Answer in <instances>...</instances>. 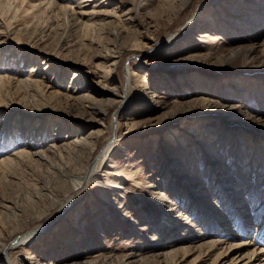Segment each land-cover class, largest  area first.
<instances>
[{
  "label": "rangeland",
  "instance_id": "rangeland-1",
  "mask_svg": "<svg viewBox=\"0 0 264 264\" xmlns=\"http://www.w3.org/2000/svg\"><path fill=\"white\" fill-rule=\"evenodd\" d=\"M40 1L44 0H0V22L4 20L8 30L0 39V68H5L3 72L10 69L11 76L18 75V69L22 70L18 75L22 79H26L34 68L33 78L48 83L51 80L61 82L56 87L60 91H66L75 83L79 87L77 95L89 93V104L108 109L99 117L88 114V106L71 110L63 98L56 100L58 97L54 98L53 107H31L23 104L29 97L26 88L6 81L0 84L4 97L13 98L11 104L15 108L8 119L6 109L0 112V124L9 122L13 130L11 135L15 136L9 152L25 144L31 135V126L39 128L33 132L39 147L45 144L47 149L54 140L58 144H72L67 151L52 153V164L26 161L13 167H0V264H10L1 252L4 241H8L4 249L8 251L10 245L15 244L10 251L30 264L75 261L76 264H155L136 260L140 254L147 253L150 245L163 244L159 246L160 250L153 251L156 253L181 246L170 238L168 230L172 235L183 237L203 226L199 212L192 214L182 204L183 200L187 203L186 196L180 197L179 194L176 197L167 192V201L156 196L159 191H166L162 186L172 183L174 188L184 187L181 190L195 194L197 200L215 206L218 199L212 196L219 190L203 191L199 187L202 181L204 188H208L215 169H238L241 162L245 168L241 173L246 194L251 190L255 172H262V166L258 168L259 165L254 164L249 170V164L254 162L257 153L251 144L260 143V139L264 141V31L257 34L250 31L252 27L264 29V19L262 26L256 24L254 19L258 14L252 12L253 7H259L258 13L264 15V0H142V4H146L135 5V12L126 16L129 21L125 17L118 18L119 14L115 15L117 18L109 17L108 21L107 16L92 18L77 12L71 25L64 10L56 8L40 12L32 7L31 2ZM47 1L44 2L47 4ZM69 1H59L57 6L68 7L69 3L81 12V7L76 4H81L82 0ZM138 1L107 0L104 8L124 13ZM46 6H42L43 9ZM236 12L247 17L250 23L240 22L234 27L235 22L229 19H233ZM208 29L220 38L214 44L212 39L201 41L200 33ZM137 44H140V50H137ZM233 46L241 49L254 47L257 55L249 61L216 56L228 53ZM207 48L214 54L207 55ZM27 49L32 57L23 56ZM47 54L52 63L45 70ZM113 61H117L116 66H112ZM111 67L115 70L110 73ZM128 67L129 73H138L137 79L143 80L146 72L147 81L144 83L147 86L142 82L135 85L129 92L128 104L123 107L119 95H116L119 91L113 93L110 89L127 85L125 74ZM77 71L81 75L75 78ZM96 71L105 75V80L100 79ZM192 76H198V80L191 81ZM163 86L162 91H171L182 107L170 112L160 108L156 101L162 97L153 95V92L159 94V88ZM109 100L114 103L109 104ZM185 108L188 110L183 112ZM42 110L43 116H39ZM120 112V124L115 125L119 128V139L98 170L97 177L89 182L81 196L77 195L71 201L69 207L54 204L57 197L62 199L70 193L72 176L87 172L90 162L95 164L98 161L102 149L112 138V119L116 121L114 115L118 116ZM20 117L24 123L28 118L34 119L33 123H26L22 136L14 128ZM189 123L194 126L189 128ZM7 130L5 134L11 136L10 129ZM173 130L179 137L186 136L188 146L182 148L178 138L170 137ZM91 132L96 142L94 150L89 154L75 152L79 144L74 140H85ZM221 133L220 141L212 138V135ZM207 136L212 138L217 152L224 154L219 160L214 158L216 154L211 156L215 160L211 161L209 168L213 173H203L201 181L195 185L200 180L203 166L209 171L211 164L207 162L208 158L204 163V154L200 158L198 153L200 149L212 152L210 147H204V143L210 140ZM3 137L0 136V143L4 142ZM233 141L242 150L241 159L235 165ZM180 149L184 154L189 150V156H183ZM188 171L193 176L187 179ZM205 178H209L207 183ZM8 201L13 204L9 203L8 209L3 208ZM156 206H163L161 219L167 221V226L172 222L171 228L159 227V222L154 220ZM38 216L41 220L34 221ZM261 222L259 220L257 225ZM256 233L253 230L249 238ZM32 234L34 238L22 244L24 237ZM196 257L197 253L188 254L179 264H203V260ZM230 261L229 257L226 264Z\"/></svg>",
  "mask_w": 264,
  "mask_h": 264
},
{
  "label": "bare ground",
  "instance_id": "bare-ground-1",
  "mask_svg": "<svg viewBox=\"0 0 264 264\" xmlns=\"http://www.w3.org/2000/svg\"><path fill=\"white\" fill-rule=\"evenodd\" d=\"M44 1L36 2V3L31 2V5L34 9L40 10V12H41V10L51 11V10H55L56 8H59L60 10H64L65 11V18L68 19L69 25H71V19L73 20L75 18L74 14H76V15L82 14L83 16H92V18L97 17V16H101V15L107 16L108 18L107 17H105V18L108 21L110 20L109 17L110 18L115 17V15L119 14L118 18L119 17H123V18L125 17V19L128 20L126 18V16L130 15V13L135 12V9H136L135 5L146 4V3L142 4V0H140V2L138 1V3L137 2L134 3L133 8H130L129 10H127L124 13H119L120 11H113V10H107V9L105 10V8H104L105 4L104 3L107 0H82L81 4H80V2H78L76 4V6L81 7V9H79V10H81V12H80V11H76L75 10L76 8L73 5H69V3L67 4L68 7L66 5H63V4L60 7H58L57 5L60 3L59 1H63V0H59V1L58 0H48L47 4ZM70 1H74V0H70ZM234 2H235V0H234ZM72 3H76V2L74 1ZM44 5H47L45 9H43ZM259 9H260L259 7H253L252 12L255 11L258 14V16L255 17L256 19H254V21L257 22L256 24H260L262 26L261 22H263L262 20L264 19V15H260L258 13ZM77 12H78V14H77ZM232 16H233V19H229V21L235 22L236 26H234L232 24V26H234V27H238V25H240V22L243 23V22H249L250 21L245 16L241 17L243 15H240V13H238V12L234 13ZM115 18H117V17H115ZM129 19H131V18H129ZM1 20H3V19H1ZM72 23H74V21H72ZM245 25L246 24L244 23V26ZM6 26H7V24L5 23L4 20L0 22V39H2V37L5 36L6 33H8ZM79 27L81 28L83 26H79ZM47 28H48V25H47ZM49 29L53 30L52 25H49ZM49 29H47V30H49ZM210 31L211 30L208 29V30L200 33V37H201L202 42H208L209 39H212V40H214L213 41V44H214V43H216L215 40L220 39L217 35H212V33ZM261 31H264V29H258L256 27H252L250 32H254V34H257V33H260ZM114 35H116L115 31H114ZM1 42H4V40H1ZM217 42H219V41H217ZM136 46H137V50H140V48H141L140 44H137ZM206 51H208L207 55L214 54V53H212V51L209 48H207ZM23 52H24V54H23L24 57H32V55H33L31 52H29L28 49L24 50ZM256 55H257V53H256V49L254 47L241 49L240 46H237V47L233 46L230 48L228 53H225L224 55L223 54H217L216 56H218L219 58H223L224 56H228V57H231L233 60H240L241 59L244 61H249L250 59H252ZM45 59L48 60L47 66L45 67V70H46L47 68L50 67L49 63L51 64L52 60H51V57L49 54L46 55ZM116 64H117V61L112 62V66H116ZM129 67H128V72L125 74V79L127 81V85L123 84L124 86L122 85L121 89H119L120 88L119 86H114L113 88L110 89L112 92L114 90H115V92H116V90L119 91V93H116V95H119V98H120L119 102H121V106H123V107H125L128 104L129 92H131L132 88L135 85H137L139 82H140L139 84H141V82H142L143 83L142 85L147 86V83H144V81H147L146 75H148V74H146V72H145L144 78L142 77L143 80L137 79L138 73L136 71H134V72L132 71V73H129V71H130ZM111 68H112V70H110V73L114 72V70H115V69H113V67H111ZM4 69L0 70V73H3V74H0V84H2L3 81H6V82H8V84H12V83L18 84V85H21L24 88H26L25 90H28L27 92L29 93V97L27 98L26 101L23 102V104H25L27 106L43 107V109H45L46 107H53L52 106L53 101L56 102V100H62V98H63V100L66 101L67 107L70 108L71 110L76 109L78 106H82V107L88 106V107H86V108H88L87 113L88 114H94V115H97L99 117H102V115H105V113L108 109V108L107 109L102 108V106H99V105L94 104V103L89 104V102H91L88 99L89 93L83 94V95H77L78 91H79V87H76L75 83L68 86L66 91H60L56 87L59 86L60 85L59 83H61V82L58 83V82H54V80H51L48 83L46 81L43 82L39 79L33 78L32 73H34L36 70L34 68L31 70V73L29 74V76L26 79H22L18 76V75H20V73H22V70L18 69V71H16L18 73V75L14 74L13 76H11L9 73L10 69L8 68L9 70H6L5 72H3ZM80 75H81V73L79 71H77V73L74 74V77L77 78ZM96 75L99 76L100 79H103V80H105V78H106L105 75H100V73H98L97 71H96ZM190 80L191 81L192 80H198V76L197 77L192 76V79H190ZM58 81H60V80H58ZM163 88H164V86L159 88V89H161V90H159V94H157V92H153V95L156 94L157 97H162L161 100L156 101L157 104L160 106V108L168 109L167 112H170L174 109H178V108L183 106V104L180 101H178L177 98H173V95H172L173 93L171 91H169V90L162 91ZM1 89L2 88L0 87V112H1V109H6L5 113H6V117L8 119V116L12 115L11 110L15 109L14 107H12L13 105L11 104L13 98H7V97L5 98L3 95V91ZM5 92H4V94H5ZM115 92H113V93H115ZM159 95H161V96H159ZM55 97H58V99L55 100L54 99ZM191 102H194V101H190L189 103H191ZM110 103L112 104V103H114V101L109 100V104ZM187 110L188 109L185 108V109H183V112L187 111ZM37 112H39V111H37ZM116 112L118 113V111H116ZM43 113H44V110H42V112H40V114L38 113V115L43 116ZM121 114H122V112H120L118 114V116H117V114L114 115L116 121H114V119H112V124L110 126V132H111L110 138L112 137L111 138L112 141L110 140L108 142V144L102 149L101 154H100V158L98 159V161L97 162L95 161L96 162L95 164L90 162V164H89L90 166L89 167L87 166L88 167L87 172H89V175H87V172H82L78 176H75V177L72 176L71 181L73 184H72V186L69 187L70 193L65 195L64 198H62V199L57 197L54 200V204L57 203L58 205L60 204V205H65V207H69L71 201L74 200V198L77 197V195L81 196L85 192L86 188L88 187L89 182L92 179H94L95 177H97L96 174H98V170L102 167L107 156L109 155V153L111 152V150L115 146V143L119 139L118 135H117L119 128L116 127L115 125L120 124L119 120H120ZM174 115L175 114H173L171 116H174ZM223 118L225 119L226 117L224 116ZM33 121H34V119L28 118L26 123H31V122L33 123ZM24 122H25V120H23L22 117H20L18 119V121L16 122V124L14 125V128H16L15 130L20 131V133L18 134L20 136H22V133L25 129L26 123H24ZM4 123L0 124L1 125L0 136L2 137L4 135V137H3L4 142L0 143V167H5V166L13 167L15 164L21 165V163L23 164V162L25 163L26 161H37V162L40 161L42 164H52L51 163V157L53 156L52 153L56 152L55 154H60L62 151H67L72 145L70 143H62V144L59 143L60 144L59 145L58 142L56 140H54V142L51 145H48L47 149L45 148V144H44V147H39V146H37L39 144L38 141H36V138H34L35 134H33V132L39 131V128H37L35 126H31L30 132H31V135L33 134V136L30 135L29 139L25 142V144H22L21 148L18 147V149H16L14 152H9L10 151V150L8 151L9 145H10V143H12L15 136L11 135L12 128H10L11 127L10 123L9 122H6L5 124ZM189 124H190L189 128H191V126H194V124H191V123H189ZM125 125H128V122ZM7 129H10V135L12 137L9 136L8 133L5 134V132L9 131ZM41 129L46 130V127H44V128L42 127ZM173 131H172V133H170V137L172 136L173 137L172 139L178 138L179 140H177V139L176 140L182 144L181 145L182 148L188 146V140L186 139V136L179 137L178 133L175 130H173ZM186 132H188V131L186 130ZM91 134H92V132L90 134H88V136H86L87 138L85 140H82V138L77 142L75 141L76 139L74 140V142L76 144H79L78 145L79 147H78L77 151H75V152L85 151V153L88 152V154H89V152L91 153L94 150L96 142L94 141L95 137L91 136ZM208 134H210V133H208ZM211 134H213V133L211 132ZM262 136L264 137V133L262 134ZM113 137H114V140H113ZM198 137L199 138H206V136L205 137L198 136ZM207 137L210 140L208 142H206L207 144L204 143V145H205L204 147H206V148L210 147L211 148L210 150L212 152H207V150L200 149V151L198 152V153H200V158H201V154L203 153L204 154L203 159L205 160V158H208L207 162L213 161L214 159H212L211 156L215 155V154H216V156H214V158L217 157V159L218 158L222 159L224 152H220V151L217 152V150H216L217 148L215 149L214 145L212 144V140H211L212 138L215 137L220 141V137H222V133L212 135V138H209V136H207ZM201 141L205 142L204 139H202ZM234 142L235 141H233V143ZM40 143H42V142H40ZM233 145H234V148H232V150H235V151H233V154L235 152V156H236V159L233 162V164L235 165V162H237L238 160L241 159L240 153L242 152V150H240L241 148L236 147V143H234ZM251 145L253 146L252 150H256L254 153H256V152L257 153L253 157L254 160L252 159L254 162L249 164L250 165L249 170L252 169V166L254 164V166L259 165L258 168L259 167L261 168V166H262L261 171L263 172V169H264V153H263L264 152V150H263L264 149V141H261V139H260V143L253 142ZM220 146H222V145H220ZM231 146H232V144H231ZM87 147H90V148H87ZM193 148H194V145H193ZM202 148H203V146H202ZM213 148H214V150H213ZM180 151L182 152L181 149H180ZM186 153L187 154H184L182 152L181 154H184L183 156H185L187 158V155L189 156V150H186ZM257 154H258V156H257ZM257 158L259 161L257 160ZM52 159H53V157H52ZM250 160L251 159H249V162H250ZM204 163H206V160L204 161ZM212 163L213 162H211L209 167L207 166L208 169L212 166ZM222 169L221 170L215 169L214 170L215 172L213 173V172H211L212 169H209V171H208L206 169V166L204 165L202 170H201V173H199L200 174L199 175L200 180L197 181V183L195 184V185H197L198 182L201 181L203 173L207 172L209 175L212 173L214 174V177H211L210 181L208 180L209 178L207 179L209 181V184L207 185L208 188H204V184L202 183V181H201L199 187H202L203 191L205 189H207V190H209V189L210 190H213V189L219 190L218 192L215 193V196H212V198L216 197V199H218L217 205H215V206L212 204H208L206 202H203V200H197V198L195 197V194L187 193L186 189L181 190V188H184V187L179 186L177 188H174V186H173L174 184H172V183L165 184L164 186H162L164 188L163 190H166V191H162V192L159 191L157 193L158 195H156V196H158L159 198H162L161 199L162 201H167L166 200L167 192H171L172 196H176V197L179 194H180V197L186 196L187 203L185 204V202L183 200L182 204L184 206H186L192 214H195L197 211L199 212L198 213L200 215L199 221L203 223V226L200 230H195L193 233L190 232L191 234H189L187 236H183V237L172 235L171 230H168L169 231L168 235L171 236L170 238H172V240L174 242H177V246L179 244H181V246H179L177 248H171V250H167V251H160V252L157 251L158 253H156V251L155 252H153V251L155 249L158 250L159 246H163V244L162 245H150L148 247L147 253L140 254L136 261H138V262L139 261L140 262H145V261H151L152 262L153 261L155 264H179V262L182 261L186 255L197 253L196 258H198V260H199V258L201 260H203L202 261L203 264L204 263H206V264H226L227 260H229V257L231 258V261L228 264H264V215H262L264 213V173L262 175V172H259V170H258L259 174H257L254 171L255 176L253 177V179L250 183L251 190H250V192L248 191L249 193L246 194V192L244 191L245 189H243V184L245 183V181L243 179V174L241 173V170L245 171V168L242 166L241 162H240V165L238 166V169L237 168H232V169L231 168H226V169L222 168ZM191 176H193V175L189 171L185 175V177L187 179H188V177H191ZM205 180H206V178H205ZM207 180L205 181V183H207ZM179 182H180V184L182 183L180 180H179ZM248 183H249V181H248ZM110 186H114V185H110ZM178 190H181V191H178ZM184 192H186L188 195ZM9 203H12V202L8 201V203H5L3 208H6V209L10 208ZM156 208H158V210H157L156 217L154 218V220L156 222H159V225H160L159 227H163L165 229L171 228L172 222H171V224L168 223V226H167V225H165L167 223V221L161 219L162 217H161L160 213L163 212V210H162L163 206H160V207L156 206ZM261 216L263 218H261ZM36 220H41V216L36 217L34 219V221H36ZM259 220H262V222L260 223V225H257L259 223ZM253 230L254 231L256 230V232H258V233H256V235H254L253 237L251 236V238H249V235H252ZM35 233H36V231H35ZM241 237L242 238L246 237V238L237 242L236 240L241 238ZM32 238H34L33 234L25 236L24 239L22 240V242H23L22 244H25V243L27 244L28 241H30ZM7 243H8V241H6V242L4 241L3 245L1 244V246H3L1 248V252H2V254H4L8 258L7 261L10 264H30L29 261L19 258L15 252L10 251L11 246H13L15 244L12 243V245H10V247L8 248L9 249L8 251L6 249H4L5 246L7 245ZM166 249H169V248L167 247ZM148 252H151V254H148ZM137 255L138 254H136V256ZM75 262L64 263V264H76Z\"/></svg>",
  "mask_w": 264,
  "mask_h": 264
}]
</instances>
